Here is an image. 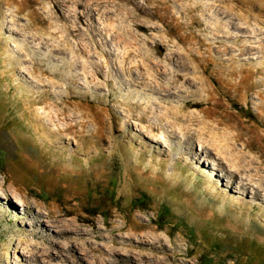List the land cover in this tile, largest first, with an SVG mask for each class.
<instances>
[{
	"label": "rangeland",
	"instance_id": "374dc122",
	"mask_svg": "<svg viewBox=\"0 0 264 264\" xmlns=\"http://www.w3.org/2000/svg\"><path fill=\"white\" fill-rule=\"evenodd\" d=\"M241 1L20 0L18 10V2L11 4L5 0L0 15V264H37L29 258V254L35 251H41L40 254L45 256L50 254L54 264H264V192L258 197L253 185L245 188L242 181L244 177L264 188V181L256 172L235 171L208 140L206 151H202L199 141L204 138L192 140V150L198 155L190 162L183 141H166V120H160L166 128L154 131L157 134L155 139L162 140L159 143L149 138L145 129L140 132L141 125L136 119L131 120V126H124V114L130 107L139 113L141 108L145 109V103L166 92L152 94L150 90L146 91V87H128L117 71L119 64L123 65L120 62L122 57L110 60L105 55L96 54L90 58L84 47V50L77 51L81 56L79 60H93L94 63H86V69L89 67L87 70L91 74L95 71L100 76L96 81L104 82L101 89L88 85L82 74V64H71L77 53L73 49L79 48L77 42L80 39L102 41L103 48L109 50L106 37L118 34L113 48L116 47L121 56L131 53L128 60L134 66H144L143 57L137 54L144 46L157 63L150 66L152 73L161 65L162 69L175 71V75L188 72L190 61L178 49L177 37L185 33L188 25L203 20L199 27L194 23L198 35H220L227 42L215 44L213 53L224 47L232 48L230 53L235 55L236 62L228 60V64L264 68V45H261L264 44V17L257 11H250L244 4L247 1L260 8L264 7V0ZM87 6L96 9L95 17L81 23L77 15ZM70 25L79 28L70 31ZM140 25L143 29L139 30L137 26ZM136 33L138 42L133 40ZM118 38L124 39L122 43H117ZM159 44L164 46L160 48ZM249 45L256 47L243 54L242 49L250 48ZM170 49L176 54L168 56ZM14 58L22 62L20 69L13 68L16 66ZM34 68L38 73L45 72V81L39 80L38 73H33ZM74 71L81 72L78 82L71 79L70 72ZM107 74L111 86L102 77ZM130 74L127 73L126 77ZM254 76L251 82L260 81L264 74ZM190 79L191 87L183 77L179 78V84L186 92L195 91L194 98L200 100L206 92L198 89L199 80L192 74ZM211 84L216 99L224 103L227 111L234 113L232 124L242 127L243 119L264 134L263 110L257 106L259 100L256 104L246 102L243 93L235 92L231 86L221 87L216 80ZM69 88L82 95L64 97ZM85 97L96 101L103 99L123 118L118 121L116 129L110 130L111 139L106 137L105 141L99 142L98 156L87 154L88 144L78 147L77 140L69 133H65L63 143L55 144L49 131L39 126L45 122L40 121L39 114L45 116L50 112L52 115L57 102L65 101V107L67 103L72 104L70 112L77 110V113L83 108L80 98ZM170 99L173 105L183 104L175 95ZM101 106L110 119L108 105ZM169 107V103H157L154 105L155 114L148 112L143 124L154 123L160 117V111ZM197 109L200 107L189 108ZM64 117L61 116V120L64 121ZM61 120L51 123L50 129L56 130L64 123ZM92 125V122L87 123V133L94 127ZM258 130L254 129L252 133L257 135ZM242 147L240 142L238 149L243 150ZM49 162L58 164L65 172L56 175L49 170ZM90 166H101L98 180L88 174ZM6 174L10 175L8 180L4 179ZM5 187L10 188L7 189L10 190L9 198L4 197ZM18 189L28 196L35 211H47L36 202L56 203L65 206V210L75 207L72 214L65 216L66 224L78 222L88 231L76 234L79 241L72 242L70 250L58 242L56 231L50 232L51 239L46 244L35 237L27 224L26 207L15 195ZM44 223L46 226L50 224ZM94 226L97 232L92 236Z\"/></svg>",
	"mask_w": 264,
	"mask_h": 264
},
{
	"label": "bare ground",
	"instance_id": "6f19581e",
	"mask_svg": "<svg viewBox=\"0 0 264 264\" xmlns=\"http://www.w3.org/2000/svg\"><path fill=\"white\" fill-rule=\"evenodd\" d=\"M243 1H245V0H242L241 3H243ZM4 2H5V0H0V15L3 14ZM9 2L11 4L14 2H18L17 9L19 10L21 8L19 5L20 0H18V1L17 0H9ZM245 2H247V1H245ZM245 2H244V4H246V6L248 7V9L250 11H257L258 15H260L261 17H264V7L257 8V5H253V4H250L249 2H247V3H245ZM188 4L189 3H187V5ZM186 10H188V9H186ZM189 12H190V10H189ZM95 14H96V9H93L90 6H87L85 8V10L77 16L79 17L80 22L84 23V21H86V20L89 21V19H93L95 17ZM189 15L187 18L190 19ZM194 19H197V18H194ZM201 22L195 21L194 23H196L199 27L200 25H202ZM222 22H224V21H222ZM194 23L188 25L186 27L185 33L181 34V35L179 34V36L177 37V40L180 43V44L179 43L176 44V45H178V49L180 48L182 50V52L188 56L190 64H192V66H190V64L188 65V67H187L188 72L178 73L177 75L174 74L175 71H171L168 69H162L161 64H160L161 65L160 68L156 69L157 71L153 70V73H152L150 66H152L153 63L154 64H157V63L155 62V60H153L154 56H152V53H150L149 49L145 48L144 46L143 47L141 46V49H139L137 51L138 52L137 54H139L140 56L143 57L144 66L142 64L134 66V64H132L128 60L131 53H129L127 55L124 54L123 56H121L120 54H118V52H117L118 50L115 49L116 47L113 48L114 41L117 39L116 36L118 34L117 35L111 34L109 36L110 38L106 37V43L109 46V50H105V48H103V46L101 44L102 41H101V43L98 42L97 40H94V39H88L89 41L88 40L85 41V38H83L77 42V46H79V48L73 49V52L76 53L78 50L82 51V49L84 50V48H85V49H87V55L90 58L95 56L96 54L105 55L110 60L112 59V57H116V58L122 57L123 59L120 62H123L122 63L123 65L119 64V62H118V64L120 66H118L117 71L120 73V76L122 78V82L125 83L128 87H130V88L131 87H134V88L146 87V91L150 90L152 94L162 95L161 91L166 92V94H163L162 96H156L154 100H149V102L146 101V102H148V103H145L146 104V106H145L146 110L143 107V108H141V111L139 113L135 112L133 106H132V108L130 107V110H127V112L124 114L125 118H126L124 120V124H123L124 126H126V127L131 126V120L136 119L141 125L140 126L141 127L140 132L142 131V129H145V131L147 132V136L149 138H151L152 140H155L156 142L159 143V142H162V140L158 139L159 137L155 139L154 136H156L157 134H154V131L156 128H159V129L160 128L161 129L166 128L160 124V122H161L160 120H166L165 125L168 126V128L166 130L167 135H165V136H167V137H165L166 141H168V142H172V141L181 142V141H183L184 144H186V154H188L190 156V162L195 161V157L198 155L197 152L192 150V145H191L192 140L196 139V138H199V140H200V138H204L203 141L202 140L199 141V144H200L199 146H202V151H206V149L209 145L206 143V141L208 140V142H210V144L212 146H214V148L217 150V154L222 159L229 161L231 163L230 166L233 167L235 169V171L237 170V171L242 172V173L243 172L247 173L248 171L254 170L256 172V175L259 176L262 179V181H264V134L260 132V129L258 130L257 127L253 126L252 124L245 123V120H243L242 118H241L242 119L241 120L242 127L241 126L237 127L234 124H232L231 119H233V118H231V116H233L234 113L227 111V109H225L226 107L224 108V103L222 101H220L219 99H216V97L213 95V92L211 90V87H212L211 82L213 80H216L218 83H220L221 87H227L229 85L232 88H234L235 92L243 93V97L245 98L246 102H253L254 104H256V100H259V102L257 103L258 104L257 106L259 108H262V110H263L262 114L264 116V77L263 78L261 77L262 79L260 81L259 80H257L256 82L250 81V79L255 74L261 73L263 75L264 74V68L254 69V68L250 67L251 65L249 67H245L244 64H240V65L238 64L237 66H235L234 64H228V60L233 61V63L236 62L235 55L233 56V53H230V49H232V48L229 49L228 47H224L218 51L215 50L216 52L213 53V46L215 44L222 45V44H225L227 42H225L224 39L222 40L220 35H215V36H211V37L202 36L203 34L198 35V33H196L194 31V27H195ZM77 26H75V25L71 26L70 25L68 27V29L70 31H73L74 28L75 29L77 28ZM113 27H114V29H116L115 26L112 25V28ZM142 27L143 26H141V25L137 26V28L139 30L143 29ZM78 28H79V26H78ZM109 28H111V24H110ZM213 28H215V27H213ZM182 29H183V27H182ZM182 29H181V31L183 32ZM238 29H239V31H241V27H239ZM110 30H112V29H110ZM131 30H133V29H131ZM115 31L117 32V30H115ZM176 31H178V30H176ZM108 32H109V29H108ZM133 32H134V30H133ZM218 32H219V30H218ZM213 33H215V32H213ZM118 36H120V35H118ZM102 39H104V38L102 37ZM145 39H142V40L144 41ZM171 39H168V40L171 41ZM123 40L119 39V40H117V43L120 44V43H122L121 41H123ZM133 40H135V42L139 41V37H138L137 33H136V35L133 36ZM165 40H167V39H165ZM172 42H174V41H172ZM144 43H146V42H144ZM169 43H166V44H169ZM255 43H257V42H255ZM252 44H254V43H252ZM161 45L162 44H159L160 48H161ZM261 45L263 46L264 44H261ZM162 46H164V45H162ZM173 46H172V48H173ZM125 47H126V45H125ZM255 47L256 46H253V45L250 46V48L244 47L242 49V52H243V54H246L247 51L248 52H249V50L252 51V49H254ZM216 48H217V46H216ZM257 48H259V47H257ZM255 51H257V50L255 49ZM239 53H241V51ZM132 54H133V52H132ZM174 54H176V51L175 50L171 51V49H170V53L168 56H173ZM229 55H231V58L228 57ZM212 56H214L215 58L213 59ZM80 57L81 56H80L79 52H77L73 56V58L71 60V64L73 66L74 65L76 66L77 64L78 65L82 64V69H83L82 74L84 75L83 77H85V79L88 80V82H89L88 85L91 87H96L97 89H101V85L104 84V82H97L96 81V79H99L100 76H98V74L94 70H93L94 72L92 71L93 73L91 74V72H89L87 70L89 67L86 69V66H87L86 63H94L93 60L92 61L91 60H89V61L83 60L82 61V60H79ZM114 62H115V60H114ZM13 63L16 65L13 67L15 70L20 69L19 66L22 64V62L19 59L14 58ZM95 64H97L99 66L98 62H95ZM185 64H186V62H185ZM168 65H170V64H168ZM260 65H262V64H260ZM214 66H216V68ZM169 69H170V67H169ZM32 71L35 74L38 73L37 68H34ZM44 73H45L44 71H42V72L40 71V73H38L36 75L39 78V80L45 81V79L43 78ZM70 73H72L71 79L73 80V82H78V80L81 79V77H80V76H82L81 72L74 71V72H70ZM127 73H131L130 77H126ZM191 74L194 76L195 79L199 80L200 86L198 89L201 92L202 91L204 93L206 92L204 97H202L203 99L202 98L200 100L195 99L194 98V95L196 94L195 91L194 92L193 91L186 92L183 89L184 86L179 84V81H180L179 78L180 77H183L184 79H186V81L190 84L189 79H190ZM169 75H171V77ZM102 77H103V79L105 77V83L108 86H111L110 75L109 74H107L106 76L102 75ZM191 79H193V78H191ZM193 82H195V81H193ZM213 84H214V82H213ZM191 86H193L192 83L190 84L189 87H191ZM88 89H89V87H88ZM174 89H176V90H174ZM80 95H82V94L79 92L77 93L75 90H73L71 88H69V90L67 91L66 94H63L64 97L67 96V97H71V98L77 97ZM173 95L180 97L181 100L183 101V104L173 105L171 103V99H170V97ZM86 97H85V99L80 98L83 101V106H82L83 108H80V109L76 108L79 110L77 113H76L77 110L76 111L74 110L75 112L72 111L73 113L70 112V105H72V104L67 103L66 107H65V101L62 100V101L57 102L56 103L57 108H56V110H54L55 113L53 112V114L51 115L50 112L49 113L47 112L45 116H41L39 114L38 118L40 119V121L44 120L46 122V123L45 122L40 123L39 126L42 129L49 131L51 137L54 138V141L56 142L55 144L63 143L65 141V133H69V134H72L74 136L75 140H77L78 147L82 146V144H88L86 147V150H85L87 152V154L95 153L97 155L98 154V148L97 147L99 145V142L105 141L106 137H109L111 139V136L108 135L110 133V130L116 129L117 125L119 124L118 121L122 120L123 118L121 117V115L117 114V112L112 108V106L109 103H106L103 99H99V101H96V100L87 99ZM104 98H105V96H104ZM151 98H153V97H151ZM46 99H47V97H46ZM157 103H159V104L169 103V104H171V107L167 108L165 111L161 110L160 115H159L160 117L158 119H156V121L154 123H150V124L147 123L148 125L143 124L144 122L147 121L148 112H153L155 114L156 111L154 110V105H157ZM101 104L108 105L109 111H110V119L107 117V115H105L104 108L101 106ZM139 104H140V102H139ZM56 106H54V107H56ZM194 106L198 107V108L200 107V109L189 110V108L194 107ZM53 109H55V108H53ZM44 112H45V110H44ZM81 112L83 113L82 114L83 116L80 114ZM63 115L66 116V117H64V119H65L64 121L61 120V119H63V118H61V116H63ZM58 120H61V122L63 121L64 123L59 125L56 130H51L50 129L51 123L58 121ZM187 121H188V123H187ZM89 122L90 123L92 122L93 123L92 126H94V127L92 128V130H90V132L87 133L86 126H87V123H89ZM54 124H56V123H54ZM54 128H56V126ZM254 129L258 130L259 134L254 135L252 133ZM207 137H210V139H208ZM240 142L243 143V146H244V147H242L243 150L238 149V145L240 144ZM149 145H151V144H147V146H149ZM254 149L256 151H254ZM196 162H199V161L196 160ZM47 166L49 167V170L54 172L56 175H61L62 173L65 172V169L60 168V166L56 163H54V164L50 163ZM172 167L175 168V165H173ZM195 168H197V166H195ZM87 169L88 168H86V170ZM101 169H102L101 166H90L88 169V174H90V177L92 175L94 178H97L99 176V175L97 176V173ZM162 171H163V169H162ZM194 171H195V173H198V171L196 169H194ZM198 175L203 176L201 173L200 174L198 173ZM9 176H10L9 174H6L4 179L8 180ZM91 180H93V178ZM96 180H98V178ZM246 180H248V179H246ZM246 180L244 177L242 178L244 187L248 188L250 185H253V188L255 189L254 190L255 195L258 197L261 196L262 192H264V188H261L258 185L251 183V180L250 181H246ZM3 184H1V185H3ZM5 188H6V191H5L4 197L9 198V194H10L9 191L10 190L7 191L8 188L7 187H5ZM17 192H18V194H15L16 197L21 199V201H20L21 205L26 207L25 208V215L29 219L27 224H29V226H30L33 234L35 235V237L38 239H42L46 244H48V242L51 239L50 236L52 234H50V232L56 231V233H57L56 237L58 239V242L60 244H62L64 249L70 250L73 246V245H71V243L75 242V241H79L78 238L76 237V234L82 235L88 231L83 226V224H81V223L79 224L78 222L73 223L72 221L75 218H72L73 220L71 222L73 224H70V225L66 224L65 216L72 214L75 211V207H68L65 210V206L63 208L60 205H57L56 203H50L49 205L48 204L46 205V204H41L39 202L38 203L36 202V204H38L39 206L45 207L47 209V211H44L42 209L35 211L33 203L29 202L28 196L25 193H23V191H21L19 189L17 190ZM263 198H264V196H263ZM263 201H264V199H263ZM12 206L15 208V204L12 203ZM44 221L50 222V224L48 226H46ZM71 226H75V227L73 228ZM96 232H97V229L94 226L93 230L90 234H92V236H94ZM48 250H50V249L48 248ZM40 252H38V251L31 252L29 254V258L32 259L33 261H35L37 264H54L52 262V259L50 258V254H48V256H45L44 254H40ZM93 264H97V262H94Z\"/></svg>",
	"mask_w": 264,
	"mask_h": 264
}]
</instances>
